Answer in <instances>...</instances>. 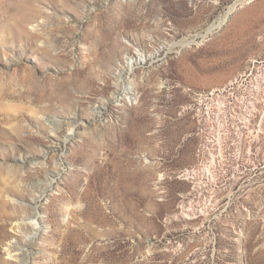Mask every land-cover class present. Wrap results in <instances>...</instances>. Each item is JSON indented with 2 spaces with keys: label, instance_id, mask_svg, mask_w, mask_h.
Instances as JSON below:
<instances>
[{
  "label": "rangeland",
  "instance_id": "obj_1",
  "mask_svg": "<svg viewBox=\"0 0 264 264\" xmlns=\"http://www.w3.org/2000/svg\"><path fill=\"white\" fill-rule=\"evenodd\" d=\"M0 264H264V0H0Z\"/></svg>",
  "mask_w": 264,
  "mask_h": 264
},
{
  "label": "bare ground",
  "instance_id": "obj_2",
  "mask_svg": "<svg viewBox=\"0 0 264 264\" xmlns=\"http://www.w3.org/2000/svg\"><path fill=\"white\" fill-rule=\"evenodd\" d=\"M221 23V20H219V23ZM192 40H188L187 43H191ZM186 44V43H185ZM147 55H145L142 51H138L136 56H127L125 57V60H124V67H125V70L127 71L126 73H130L132 72L136 66H138L141 62L143 63V61L145 59H147ZM118 77L119 79L121 78V76L118 74ZM118 86V91L113 93L112 97L109 99V101H116L117 98L121 97L120 95L122 96H127V84L125 83L124 86H122V88L120 87V84L117 82L116 84ZM127 85V86H126ZM124 87V88H123ZM121 88V89H120ZM121 92H120V91ZM121 94H120V93ZM223 100V99H222ZM222 100L219 101L220 103L219 104H222ZM224 101V100H223ZM106 109V103H101L97 109H95V118H99V116L102 114L103 110ZM251 115V114H250ZM248 122L250 121V119L247 120ZM218 133V131H217ZM35 223V221L33 222V224Z\"/></svg>",
  "mask_w": 264,
  "mask_h": 264
},
{
  "label": "built area",
  "instance_id": "obj_3",
  "mask_svg": "<svg viewBox=\"0 0 264 264\" xmlns=\"http://www.w3.org/2000/svg\"><path fill=\"white\" fill-rule=\"evenodd\" d=\"M216 91H219V90L218 89L211 90L205 95L210 100L209 107L206 108V118L207 119L211 118L212 120H214V118L216 119V117H217V119H219L220 116L222 117V114L226 115V111H227L229 105L233 104L232 103L233 101L229 100L230 98H227L226 96L220 97L215 93ZM214 95L217 97H214ZM229 96H232V95H229ZM231 98H233V97H231ZM221 100H222V104H219L220 103L219 101H221ZM212 127H213L212 125H209V124L207 125V128L211 129ZM207 142L210 143L211 145L215 143L212 139L207 140ZM218 142L219 141L216 139V143H218Z\"/></svg>",
  "mask_w": 264,
  "mask_h": 264
}]
</instances>
